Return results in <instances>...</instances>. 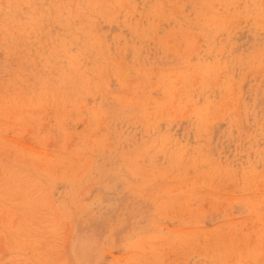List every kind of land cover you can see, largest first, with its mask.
<instances>
[{"label":"rangeland","instance_id":"374dc122","mask_svg":"<svg viewBox=\"0 0 264 264\" xmlns=\"http://www.w3.org/2000/svg\"><path fill=\"white\" fill-rule=\"evenodd\" d=\"M0 264H264V0H0Z\"/></svg>","mask_w":264,"mask_h":264}]
</instances>
